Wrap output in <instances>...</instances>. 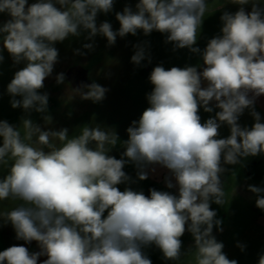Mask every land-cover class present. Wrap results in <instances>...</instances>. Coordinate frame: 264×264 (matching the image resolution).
Segmentation results:
<instances>
[{
  "label": "clouds",
  "instance_id": "1",
  "mask_svg": "<svg viewBox=\"0 0 264 264\" xmlns=\"http://www.w3.org/2000/svg\"><path fill=\"white\" fill-rule=\"evenodd\" d=\"M228 2L241 7L223 12L222 34L201 51L195 45L207 0H138L135 10L126 5L116 13L118 31L107 21L96 23L98 13L113 10L114 0H36L31 5L28 0H0V13L10 16L0 26L3 48L14 64L26 62L7 85L14 109L47 112L48 94L38 90L58 62L54 45L82 31L88 40L106 37L108 46L117 36L158 31L167 34L165 43H172L174 51L187 48L203 61V66L153 68L149 81L154 87L146 97L150 106L126 129L120 159L108 155L117 134L99 125L69 137L67 128L42 130L25 118L22 138L21 126L0 121V163L13 161L0 178V201H20L0 212V219L11 223L17 240L36 241L40 248L30 253L13 245L0 251V264H38L40 256L47 257L42 264H152L142 248L153 244L165 260L179 262L186 231L194 238V264H238L213 235L214 226L223 229L210 204H224L223 165L264 155V123L255 111L256 98L264 95V6L262 0ZM248 4L251 11L245 10ZM134 47L131 62L139 65L146 59L145 46ZM64 79L58 74L57 84ZM107 91L95 82L72 89L93 102L103 100ZM211 101L219 111L202 123L199 109L213 112ZM246 109L255 120L251 128L238 123ZM43 118L51 121L48 115ZM222 124L230 129L226 138H218ZM128 162L137 166L139 180L148 178L145 168L150 165L166 168V187H177L178 195L154 188L147 196L130 187L121 191L117 186L130 179L123 171ZM248 190L264 210V188L249 185ZM258 264H264V254Z\"/></svg>",
  "mask_w": 264,
  "mask_h": 264
},
{
  "label": "rangeland",
  "instance_id": "2",
  "mask_svg": "<svg viewBox=\"0 0 264 264\" xmlns=\"http://www.w3.org/2000/svg\"><path fill=\"white\" fill-rule=\"evenodd\" d=\"M35 2L36 0H28L29 5ZM136 3L138 0H114L111 12L98 13L97 26L107 21L112 25L114 31H118L120 24L116 20V13L122 12L126 5L135 10ZM9 19L10 16L7 13H0V26ZM212 29L211 21L202 22L195 45L201 51L207 46V42L215 37ZM87 35L86 31H82L79 37L69 36L63 42L55 43L54 46L59 52L58 62L54 65L52 74L44 80V87L38 90L40 94H48L46 113H38L34 110L25 111L22 107L15 109L11 107L12 97L7 93V85L14 77L15 72L25 67L26 62L14 64L10 54L3 48L2 39H0V55L4 57L0 62V121H7L11 125L20 127L22 120L27 118L39 125L42 130L59 131L67 128L69 137L79 135L85 126L99 125L111 129L117 134L118 142L111 148L108 155L120 159L125 150L123 141L128 139L126 129L131 126L132 121H138L143 111L150 106L146 97L154 87L149 81L153 68L158 65H162L166 70L172 67L196 66L202 61V58L187 48L174 51L172 43H165L167 34L158 31H153L147 36L142 30H138L135 36L132 34H127L123 38L117 36L116 42L112 46H108L106 37L102 35L98 34L92 40L86 39ZM88 43L93 45L91 50L84 47ZM137 44L145 46L146 50V59L139 65L131 62V57L136 51L134 46ZM73 67L85 70L88 83L95 82L108 89L103 100L93 102L81 99L79 95L72 92L74 87L65 75ZM60 73L64 74L65 79L63 83L57 84L56 77ZM16 99L22 98L17 96ZM45 115L51 117L50 122L44 120ZM20 132L23 138L24 129L22 126ZM35 139L33 137V141ZM25 142L31 143L32 141L26 140ZM0 143H2V138H0ZM53 143L60 146L61 142L53 140ZM34 146L42 147L38 144ZM44 150L48 151L47 147ZM12 162L11 159H8L7 164L0 163V178L7 174ZM237 167L239 174L246 171L245 164ZM248 170H252L251 166ZM123 171L130 179L126 184L117 186L121 191L125 187H130L135 191H143L146 196L150 195L149 190L153 187L147 179H138V169L134 163H126ZM222 184L225 191L224 204L218 205L212 202L210 207L216 211V219L222 221L220 227L223 230L219 231L214 226L213 235L218 242L223 243V252L228 259H235L238 264H258L260 255L264 254V210L256 206L248 207L246 200L235 196V193L232 192L234 183H231L230 187L223 182ZM159 188L154 189L163 191L162 188ZM19 203L20 201L12 199L0 201V212L1 210L3 212L10 211ZM8 225L10 229L6 230V235L9 236L13 233L15 236L11 223L9 222ZM3 231L0 230V239H5V241L9 238L13 239L11 236L8 238L2 235ZM257 236L259 241H257ZM181 240L182 256L179 262L165 260L161 250L154 244L143 247L142 251L152 261V264H194L195 249L192 234L186 231ZM237 244L244 246L243 251L237 247Z\"/></svg>",
  "mask_w": 264,
  "mask_h": 264
},
{
  "label": "crops",
  "instance_id": "3",
  "mask_svg": "<svg viewBox=\"0 0 264 264\" xmlns=\"http://www.w3.org/2000/svg\"><path fill=\"white\" fill-rule=\"evenodd\" d=\"M209 4L208 10L205 13L203 22H212V31L213 36L221 35L222 21L220 20V16L223 12H236L241 6L237 4L229 3L228 0H207ZM262 6H264V0H262ZM246 11H251V4L245 5ZM197 65L203 66V61L199 62ZM201 70V69H198ZM203 86H206V82ZM215 101H211L209 106L213 107V112L208 113L203 110V107L199 109V115L201 116V122L203 123L209 117H214L215 113L219 111L218 108H215ZM255 111H257L261 116V122L264 123V95L256 98L255 100ZM238 123L242 127L251 128L255 123L254 118L250 115V110L246 109L244 113L239 117ZM219 137L218 138H226L230 135V129L226 124H222L219 128ZM246 167V171L242 174H239L238 165H244ZM249 166H251V171L248 170ZM225 168V172L221 174V182H223L226 186H231V183H234V190L232 192L235 193V196H239L246 200V204L249 206H256V195L248 190L249 185L262 187L264 188V155L257 156H249L246 158H241L240 163L236 165H223ZM237 167V168H236ZM152 169H155L154 171ZM145 171L148 173L147 181L151 184L153 188H162L163 191H168L174 195H178V188L173 187L171 189L166 187L165 177L169 176V171L166 168L161 167L160 165H150L145 168ZM237 177V178H234ZM173 184H175L174 178H172ZM159 188V189H160ZM251 203H250V202ZM250 203V205H249ZM3 212V210H1ZM6 212V211H5ZM263 222V221H262ZM10 229L8 223H5L2 219L0 220V230H4L2 235L5 237L11 236L13 239H0V251L7 249L13 245H23L28 248L30 253L39 252L40 248L36 241H32L30 244L26 243L23 240H17L13 235H6V230ZM8 234V233H7ZM11 234V233H10ZM262 239V238H261ZM257 241H259L257 236ZM47 259L46 256H40L38 259V264H42V261Z\"/></svg>",
  "mask_w": 264,
  "mask_h": 264
},
{
  "label": "flooded vegetation",
  "instance_id": "4",
  "mask_svg": "<svg viewBox=\"0 0 264 264\" xmlns=\"http://www.w3.org/2000/svg\"><path fill=\"white\" fill-rule=\"evenodd\" d=\"M66 79L71 81L74 88L79 87L81 84H90L86 79V72L80 67H73L66 75Z\"/></svg>",
  "mask_w": 264,
  "mask_h": 264
}]
</instances>
